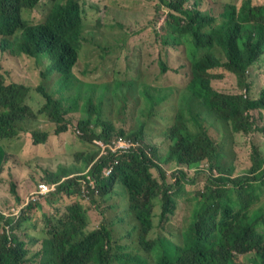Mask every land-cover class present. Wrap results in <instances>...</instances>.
<instances>
[{"label": "trees", "instance_id": "obj_1", "mask_svg": "<svg viewBox=\"0 0 264 264\" xmlns=\"http://www.w3.org/2000/svg\"><path fill=\"white\" fill-rule=\"evenodd\" d=\"M87 7L98 11L99 3L0 0V53L5 55L0 58V184L8 182L9 194L18 200V178L9 162L19 158L13 154L9 160L6 143L18 133L29 134L33 145L54 138L40 179L29 188L34 191L44 182L54 190L42 198H70L81 196L82 185H94L103 199L123 206L121 218L135 222L127 234L134 233L135 242L113 237L102 225L88 230L86 211L79 204L46 216L36 200L43 216L40 229L34 203L20 204L19 216L0 209V264H239L240 255L249 256L248 264H264L261 146L252 148V177H233L221 150L240 134L256 131L264 138V3L152 0L146 26L119 27V41L84 50L82 60ZM34 12L41 16L37 22ZM117 12L103 6L105 20ZM139 40L148 43L150 66L135 53L133 43ZM180 53L189 74L181 73L186 66L178 61L172 71L187 78L183 89L146 82L148 69L165 75L172 55ZM16 56L43 65L38 85H6L8 66L2 62ZM116 64H121L119 70ZM77 68L79 79L73 73ZM165 104L167 128L147 133V112ZM253 113L260 127H255ZM72 115L79 116L74 128L81 148L61 163L58 148ZM41 123L53 129H39ZM118 136L131 140L130 150L100 155L95 142L110 143ZM170 163L175 168L166 175L164 166ZM204 174L207 184L194 192L189 216L176 234L166 232L177 198ZM88 198L95 203L94 193ZM156 206L159 212L154 214ZM24 223L32 230H20Z\"/></svg>", "mask_w": 264, "mask_h": 264}, {"label": "rangeland", "instance_id": "obj_2", "mask_svg": "<svg viewBox=\"0 0 264 264\" xmlns=\"http://www.w3.org/2000/svg\"><path fill=\"white\" fill-rule=\"evenodd\" d=\"M99 3L98 11L93 10L90 7H87V13L85 16V25L83 26L81 34V47L83 48L81 52V59L83 60L84 50L89 51L96 46H108L119 41L120 29L119 27L132 28L138 30L143 26L148 24V19L150 18L151 3L152 0H94ZM216 2H228V3H238L241 0H214ZM257 4H263L264 0H253ZM108 5L111 9L117 10L116 16L105 20L103 18V6ZM200 7L205 8L207 4L203 1ZM199 7V8H200ZM138 9V11H137ZM137 11V12H136ZM136 12V13H135ZM134 13V14H133ZM33 19L37 22L41 19V16L38 12L33 13ZM103 21V22H101ZM109 22L111 26H106L103 23ZM150 29L145 31L143 34H149ZM135 46V53L142 55L145 62V66H150L153 56L150 54V50L147 46V41L139 40L133 43ZM4 54L0 53V58L4 59ZM3 60L2 65L8 66V78L6 85L10 84H27L31 86H36L39 84L41 79L40 75L43 70V65L36 64L33 58H26L24 56H16L11 59ZM180 62L186 67L181 70V73L187 72L189 74V66L187 61L184 58L183 54H173L172 58L168 64L169 71L165 75H161L154 67L148 69L146 74V82L152 84L156 87H165V86H176L179 89H183L187 84V78L179 79V76L175 74L172 69L176 68L174 62ZM116 69L119 70L121 64H116ZM109 67V66H107ZM264 67V64L262 65ZM74 75L79 79L81 78V72H78V68ZM122 75V77H125ZM132 76V74H129ZM38 101L35 100L34 105ZM168 104L158 106L156 108L150 109L146 116V131L147 133H152L155 131H163L165 122L164 119L167 117V106ZM73 121L71 122V128L68 132L63 134L62 145L63 147L58 148L59 156L58 162L63 163L65 158H69L75 152L81 148L76 135L77 130L75 127L79 116L72 115ZM252 118L255 123V127H260V124L255 119V114H252ZM264 124V121L262 122ZM118 125V124H117ZM119 126V125H118ZM38 128L43 129H53V125L49 123H41L38 125ZM167 128V126H165ZM101 129L97 128V132H100ZM120 130L115 131V135L118 134ZM56 143L54 138H49L46 144L42 145H33L31 136L27 133H22L15 140L6 143V146L9 151V160L13 154H16L19 158L18 162L10 161L16 165L19 169L23 171V174L18 178L15 185V192L17 201L30 202L33 216L38 220L39 229L44 225L42 224L43 216L39 209L36 208L35 204L39 203L41 209L45 212L46 216H54L56 212L63 213L65 207L72 204L81 205L86 211L87 220L89 222L87 229L92 230L102 225L108 228L112 233L113 237H122L127 241L135 242L134 233L131 236L127 234L131 231V227L135 225V222L129 218H121L123 206L114 205L111 202L106 201L103 197L94 192L95 203L89 204L81 196H72L70 198L59 197V196H47L42 198L41 195L37 194L35 191L29 188L28 183H33L40 179L42 174L41 170L46 166L45 156L50 154L51 147ZM256 145L261 146V152L264 156V138L263 135L258 134L256 131L249 135H237L234 137L232 145L230 142L225 141V145L222 147V151L225 152V161L224 165L232 167L233 177H239L243 175H248L252 177L254 174L250 173L252 168L251 153L252 148ZM8 163V164H9ZM164 166L166 175L171 174L174 171V164ZM214 174H217L215 171ZM155 176H158L155 173ZM27 179V181H26ZM44 183V182H42ZM47 184V183H46ZM207 184V175L200 176L197 179V184L194 186L187 185L186 189L183 191L182 195L177 198L176 207L174 209V215L172 216L170 222L167 224L166 232L176 234L178 225L189 216L192 211V201L193 194L195 191H202L204 186ZM93 189V188H92ZM38 202L35 203V201ZM264 201V196L262 197ZM50 202V203H49ZM108 205H114L113 208L108 207ZM20 205L17 204L9 194L8 182L0 184V209L4 210L7 216H11V212L15 215L20 214ZM19 208V209H18ZM14 211H8V210ZM154 214L159 212V207H154ZM20 230H32V225L30 223H24L21 226ZM29 234H33L32 231H26ZM159 252V249L158 251ZM157 252L153 251L152 259L157 261ZM250 258L249 256H239V264H248Z\"/></svg>", "mask_w": 264, "mask_h": 264}, {"label": "clouds", "instance_id": "obj_3", "mask_svg": "<svg viewBox=\"0 0 264 264\" xmlns=\"http://www.w3.org/2000/svg\"><path fill=\"white\" fill-rule=\"evenodd\" d=\"M17 135H20V133H18ZM117 138H124V137H121V136L115 137L110 143H104L102 140H97L95 142V145L100 148V155H106V154H108V151H110V153H111L110 156H111V155H116V154H120V153H123V152H128L130 150L131 147L127 151L112 153L111 150L109 149V145H111L112 142L115 141ZM124 139H126V138H124ZM127 140H129L131 142L130 139H127ZM99 143H102L105 147L102 148L99 145ZM131 146H132V142H131ZM110 172H111V170H109L108 172H106L105 173V176L109 175ZM12 174H17V177L19 178L23 174V171L21 169H19L16 165H14V171H13ZM26 181H27V179H26ZM27 184H30V183H28V181H27ZM40 184H45V185L48 186V191L45 194H47L49 191L54 190V185H50V184H46V183L40 182V183L37 184V186H36V188L34 190L35 192L38 191V186ZM95 191L97 193L99 192L95 188L94 185H91V184H89V185H82L81 188H80L79 194H81V197H83L84 200L88 201L89 200L88 195H90L91 193H94ZM16 202H17L18 205L23 204V203H26V202H23V201H16ZM19 208H22V207L20 206ZM16 216H18V215H16ZM240 256H242V255H240Z\"/></svg>", "mask_w": 264, "mask_h": 264}, {"label": "built area", "instance_id": "obj_4", "mask_svg": "<svg viewBox=\"0 0 264 264\" xmlns=\"http://www.w3.org/2000/svg\"><path fill=\"white\" fill-rule=\"evenodd\" d=\"M99 145L102 148L105 147L102 143H99ZM130 147H131V142L124 138H117L115 141L112 142L111 145H109V149L111 150L112 153L127 151ZM47 191H48V186L45 184H40L38 186V191L36 193L39 195H45Z\"/></svg>", "mask_w": 264, "mask_h": 264}, {"label": "crops", "instance_id": "obj_5", "mask_svg": "<svg viewBox=\"0 0 264 264\" xmlns=\"http://www.w3.org/2000/svg\"><path fill=\"white\" fill-rule=\"evenodd\" d=\"M18 178V177H17Z\"/></svg>", "mask_w": 264, "mask_h": 264}]
</instances>
